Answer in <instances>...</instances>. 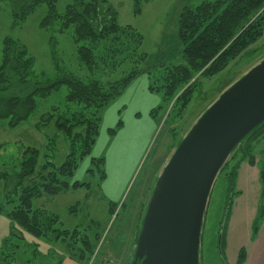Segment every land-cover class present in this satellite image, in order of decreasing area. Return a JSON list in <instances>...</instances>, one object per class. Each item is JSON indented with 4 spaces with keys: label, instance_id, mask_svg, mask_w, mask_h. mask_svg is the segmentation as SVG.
Segmentation results:
<instances>
[{
    "label": "rangeland",
    "instance_id": "rangeland-1",
    "mask_svg": "<svg viewBox=\"0 0 264 264\" xmlns=\"http://www.w3.org/2000/svg\"><path fill=\"white\" fill-rule=\"evenodd\" d=\"M202 1L150 0L143 5L141 14H136L134 0H108L118 13L119 24L135 28L144 37L141 53L147 54L151 61L171 67L186 64L179 39V15L186 5ZM74 2L59 0L56 14L63 16ZM13 3L0 5V65L4 41L11 38L26 46L33 59L34 77L55 80L60 69L82 80L97 78L80 64L72 29L62 32L58 20L49 28H42L43 20L49 15L46 5L38 7L24 21L22 3ZM253 47L257 49L255 56L239 59L219 76L202 81L194 101L178 123L173 121L177 112L164 100V92L159 89L162 82L156 73L139 76L103 110L92 153L80 163L71 180L87 183L89 188L70 189L33 202L34 208L56 215L60 220L58 229L67 234L58 238L56 234H49L47 238L26 234L25 243L18 251L10 252L6 264H133L148 203L176 143L212 100L264 59V36ZM122 73L120 70L110 80L119 79ZM67 95V87L62 86L46 98L37 97V107L30 118L14 129L9 127V120H0V175L7 173L14 180L17 155L27 147L41 151L40 164L46 162L47 155L58 163L64 160L68 147L63 134L53 124L42 133L35 125L54 110L55 113L65 111ZM48 144H52L50 149ZM255 156V165L262 171L264 138L256 144ZM93 158L105 160V179H101L102 171L95 167ZM229 187L218 180L211 192L202 230L200 264H264V199L260 195L256 203L247 187V190L242 187L244 191L239 194L237 182L234 195ZM12 188L13 185L10 191ZM5 203L4 180L0 179V205ZM111 203L118 205L112 216L109 214ZM249 206L256 208L250 225ZM223 230L224 242L219 251L217 237ZM11 234V222L2 213L0 249Z\"/></svg>",
    "mask_w": 264,
    "mask_h": 264
},
{
    "label": "trees",
    "instance_id": "trees-1",
    "mask_svg": "<svg viewBox=\"0 0 264 264\" xmlns=\"http://www.w3.org/2000/svg\"><path fill=\"white\" fill-rule=\"evenodd\" d=\"M8 1L14 5L22 3L20 8L24 21L38 7L46 5L49 15L43 20L42 28H49L58 20L62 32L72 29L80 64L97 78L82 80L60 69L55 80L34 77L33 59L26 46L11 38L5 39L3 63L0 65V120H9L8 125L12 129L18 127L35 111L37 97L46 98L66 86V110H57L56 113L54 110L42 116L35 128L42 133L53 124L63 134L68 150L61 163L47 155L46 162L40 164L41 151L24 148L17 155L14 180L7 173L0 175L6 191V203L0 205V214L4 213L10 220L12 233L0 249V264H6L13 249L18 251L23 246L26 234L35 238H47L49 234H56L58 238L67 234V231L58 229L60 220L56 215L34 208L33 202L70 189L89 188L87 183L71 180L80 163L92 153L99 136L103 110L139 76L156 73L162 82L159 89L164 92V100L172 104L171 110L177 112L173 121L178 123L194 101L202 81L219 76L239 59L255 56L257 49L253 46L264 36V0H203L200 4H188L178 20L186 64L171 67L151 61L147 54L141 53L144 37L135 28L119 24L118 13L108 0H75L63 16L55 12L59 0H0V5ZM149 1L134 0L135 13L141 14L143 5ZM120 70L123 71L121 77L110 80ZM150 89L156 90L154 87ZM263 138L264 123L242 141L221 170L216 182L220 180L230 185L233 195L240 165L243 162L255 165V146ZM52 143L54 150V138ZM92 161L102 171L101 179H105V160L93 158ZM117 206L111 203V216ZM221 231L217 247L221 233L222 244L224 242V230Z\"/></svg>",
    "mask_w": 264,
    "mask_h": 264
},
{
    "label": "water",
    "instance_id": "water-1",
    "mask_svg": "<svg viewBox=\"0 0 264 264\" xmlns=\"http://www.w3.org/2000/svg\"><path fill=\"white\" fill-rule=\"evenodd\" d=\"M264 123V59L205 110L158 177L133 264H200L205 214L234 150ZM264 198V168L260 173ZM219 251L222 233L218 239Z\"/></svg>",
    "mask_w": 264,
    "mask_h": 264
},
{
    "label": "crops",
    "instance_id": "crops-1",
    "mask_svg": "<svg viewBox=\"0 0 264 264\" xmlns=\"http://www.w3.org/2000/svg\"><path fill=\"white\" fill-rule=\"evenodd\" d=\"M260 173L261 170L258 169L257 165H248L246 163L242 164L238 171L237 176V184L239 186V194L244 191L242 187H245L244 189H249V194L253 196V200L256 201V203L259 202L260 195L262 193V183L260 180ZM247 187V188H246ZM248 209L252 211V218L249 222V225L254 221V216H256L255 207L249 206ZM254 213V214H253Z\"/></svg>",
    "mask_w": 264,
    "mask_h": 264
}]
</instances>
